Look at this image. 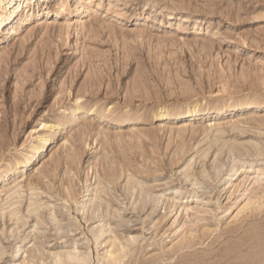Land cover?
Returning a JSON list of instances; mask_svg holds the SVG:
<instances>
[{"label":"rangeland","instance_id":"obj_1","mask_svg":"<svg viewBox=\"0 0 264 264\" xmlns=\"http://www.w3.org/2000/svg\"><path fill=\"white\" fill-rule=\"evenodd\" d=\"M24 8L0 165L42 147L0 175V264H264V0H0V29Z\"/></svg>","mask_w":264,"mask_h":264},{"label":"bare ground","instance_id":"obj_2","mask_svg":"<svg viewBox=\"0 0 264 264\" xmlns=\"http://www.w3.org/2000/svg\"><path fill=\"white\" fill-rule=\"evenodd\" d=\"M20 2L21 0H6V8L7 10H10L11 8L14 7L17 2ZM35 5V4H34ZM26 8V7H25ZM22 10L21 12L15 14V18L13 22L5 29H0V35L4 36H10L17 31H19L20 27L28 23L29 20V10L25 9ZM31 8V7H30ZM39 8V7H38ZM7 13V11H5ZM186 17V16H185ZM188 19V17L186 18ZM19 29V30H18ZM236 104V106L241 107V108H249L250 106L244 103H236L235 100L229 98L226 100H214L211 102H203L199 107L195 108H189L187 110H177L176 112H169L164 109H159L154 115V119H168V120H174V119H186V118H191V119H196V117H205L206 115L209 114L210 111H216L220 110L223 107H230L231 105ZM56 139V138H55ZM55 142V140H54ZM42 145H34L30 150L27 151H22L20 154L17 156H14L12 159L4 162L3 164L0 165V175L6 171H9L12 168H17L20 167L28 162L41 150ZM241 170V167L235 166L233 167V171L231 173V176H236L238 172ZM20 252V248L16 249L15 252ZM122 255H117L115 252H110L109 254V261L111 262H116V260H120ZM120 257V258H119ZM109 263V262H108Z\"/></svg>","mask_w":264,"mask_h":264}]
</instances>
